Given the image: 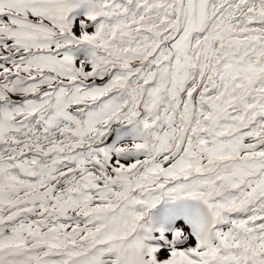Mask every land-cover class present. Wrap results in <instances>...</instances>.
I'll list each match as a JSON object with an SVG mask.
<instances>
[{
  "label": "snow or ice",
  "instance_id": "6c2138e0",
  "mask_svg": "<svg viewBox=\"0 0 264 264\" xmlns=\"http://www.w3.org/2000/svg\"><path fill=\"white\" fill-rule=\"evenodd\" d=\"M0 264H264V0H0Z\"/></svg>",
  "mask_w": 264,
  "mask_h": 264
}]
</instances>
